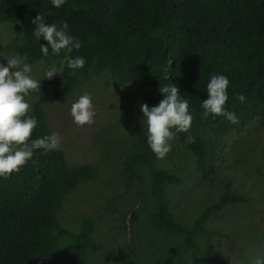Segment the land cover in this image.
Wrapping results in <instances>:
<instances>
[{
  "label": "trees",
  "instance_id": "1",
  "mask_svg": "<svg viewBox=\"0 0 264 264\" xmlns=\"http://www.w3.org/2000/svg\"><path fill=\"white\" fill-rule=\"evenodd\" d=\"M38 13L58 27L66 22L67 33L79 38L82 47L70 55L85 58L82 68H68L63 50L54 55L49 47L48 56H43L40 45L47 42L33 35L32 20ZM0 21L10 23L15 34L7 51L20 55L24 63L43 61L47 70L53 65L63 68V73L52 79L45 74L37 78L41 91L29 94L34 96L31 115L38 121L31 139L52 133L44 104L53 97H71L89 82L94 85L97 78L104 80V87L115 85V91L127 84H140L141 103L149 108L164 98L160 87L175 84L180 96L189 102L193 122L189 132L177 133L174 139L193 155V170L202 178L213 173L221 160V140L244 132L255 119L264 120V0H65L59 8L52 0H0ZM213 75H225L230 81L225 107L235 113L239 123L211 114L202 118L201 104L208 97L207 84ZM241 94L246 97L244 102L237 99ZM141 119L142 124L138 123ZM119 120L127 122L135 133L122 163L127 169L126 186L140 181L142 167L149 169V197L130 213V239L139 237L144 243L149 238V230L134 231L140 223L139 214L148 212L147 223L152 229L183 234L187 260L180 257L168 264H223L221 251L210 243L204 224L209 214L245 199L237 196L233 202L224 191L186 231L175 220L168 194V186L178 183L179 178L157 164L143 127L147 125L143 112ZM189 135L194 137L193 143L187 141ZM238 161L231 159L224 169L231 170ZM93 170L88 164L70 165L60 147L48 152L36 150L19 173L9 179L0 177V264L85 263L88 254L84 247L91 244L94 218L82 219L78 231L73 232L60 226L57 213L64 210L68 193L90 178ZM253 172L259 183L264 174ZM203 233L206 248L197 241ZM260 236L264 237V231ZM263 252L264 248H259L253 255L261 259ZM137 255L131 250L128 264H145ZM246 263L252 264L249 257L231 264Z\"/></svg>",
  "mask_w": 264,
  "mask_h": 264
},
{
  "label": "rangeland",
  "instance_id": "2",
  "mask_svg": "<svg viewBox=\"0 0 264 264\" xmlns=\"http://www.w3.org/2000/svg\"><path fill=\"white\" fill-rule=\"evenodd\" d=\"M11 26L0 21V63L6 65L7 57H15L20 61V69L24 64L20 55L6 49L15 38ZM29 65L32 78L37 79L46 73L43 63ZM97 79H94L97 80L94 85L89 82L82 91L75 90L71 97H53L43 105L51 132H58L62 137L61 148L67 162L74 166L88 164L94 168L90 178L68 193L64 210L57 213L60 226L77 232L82 219L94 218L91 244L84 247L88 254L84 264H128L131 250L145 264L175 263L180 257L187 260L188 251L182 247V232L165 234L152 229L147 223L150 219L148 212L139 214L140 223L136 224L134 231L138 232L140 228L149 230V238L144 243H140L139 237L130 239L127 221L143 198L149 197V169L142 167L140 181L132 187L126 186L127 169L122 163L135 133L127 122L119 119L140 113L142 87L127 84L115 91V85L104 87V80ZM85 92L91 94L96 115L93 124L78 126L71 115V106ZM25 99L31 105L34 96L28 95ZM138 123L142 124V119ZM143 127L148 135V124ZM229 141L232 152L228 160H240L234 162L229 171L218 168L216 173L202 178L193 170V155L176 139L169 141L172 152L163 159L157 158V164L179 178L178 183L168 186L171 191L168 194L175 220L186 231H190L195 218H202L204 208L216 202L224 191L233 202H236L235 197H243L244 201L228 204L211 214L204 227L210 234V243L220 249L223 264L240 262L248 257L252 264H260L253 253L264 248V237L260 236L264 231V178L256 182L253 171L264 174V120L255 119L244 132L231 134ZM137 193L139 198H136ZM235 239L237 242L233 243ZM197 241L206 248L204 233Z\"/></svg>",
  "mask_w": 264,
  "mask_h": 264
},
{
  "label": "clouds",
  "instance_id": "3",
  "mask_svg": "<svg viewBox=\"0 0 264 264\" xmlns=\"http://www.w3.org/2000/svg\"><path fill=\"white\" fill-rule=\"evenodd\" d=\"M64 2L65 0H52L53 6L57 8L61 7ZM32 23L35 25L33 35L36 39L40 40L43 37L47 42L40 45L43 56H48L50 47L54 55H59L62 50L64 51L68 68L76 70L85 65L86 60L83 56L72 57L70 55L74 49L79 50L82 44L79 38L67 33L66 22L62 27H58L55 23H47L45 15L38 13ZM24 59H27V54L24 55ZM19 64L20 61L15 57H7L6 65L0 63V177L4 179H9L13 173H19L22 167L32 159L36 150L43 149L44 152L59 150L62 140L58 132L31 139L38 121L31 115V105L25 98L30 92L41 91L40 82L31 77L32 68L29 64L24 63L23 67L18 69ZM62 73V67L53 65L46 71L45 78L52 79L55 74ZM73 74H75L74 71ZM229 84L230 81L225 75L211 77L207 84L208 97L201 104L204 109L202 118L211 114L213 117L223 116L234 124L239 123L235 113L228 111L225 107ZM160 92L164 94V98L158 106L149 108L148 104L144 103L140 107L148 124V145L157 158L163 159L171 151L172 145L169 141L173 140L177 133L190 131L193 115L189 112L188 100L180 96V90L175 84L160 87ZM237 99L244 102L246 97L241 94ZM71 115L78 126L94 123L96 111L90 93L85 92L72 104ZM187 141L193 143L194 137L189 135ZM221 141V147L218 150L221 160L214 167L215 173L218 168L224 169L226 163L230 161L228 156L232 152L229 138ZM210 174L208 172L206 176ZM256 241L260 242L258 238ZM257 257L261 262L259 256L255 255V258Z\"/></svg>",
  "mask_w": 264,
  "mask_h": 264
}]
</instances>
